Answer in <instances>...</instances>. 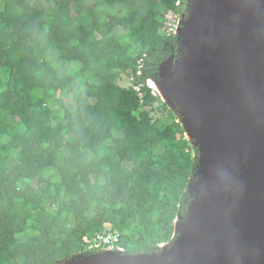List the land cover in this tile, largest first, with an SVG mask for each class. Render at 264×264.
I'll list each match as a JSON object with an SVG mask.
<instances>
[{
    "label": "trees",
    "instance_id": "trees-1",
    "mask_svg": "<svg viewBox=\"0 0 264 264\" xmlns=\"http://www.w3.org/2000/svg\"><path fill=\"white\" fill-rule=\"evenodd\" d=\"M188 1L0 0V264L98 253L84 239L107 224L132 255L159 253L175 238L198 148L146 81H159L177 54V37L161 27ZM131 75L142 98L118 84ZM59 101L69 114L54 118Z\"/></svg>",
    "mask_w": 264,
    "mask_h": 264
},
{
    "label": "water",
    "instance_id": "water-1",
    "mask_svg": "<svg viewBox=\"0 0 264 264\" xmlns=\"http://www.w3.org/2000/svg\"><path fill=\"white\" fill-rule=\"evenodd\" d=\"M194 1L159 69L161 100L183 118L199 162L168 257L112 250L118 258L58 264H264V0Z\"/></svg>",
    "mask_w": 264,
    "mask_h": 264
},
{
    "label": "built area",
    "instance_id": "built-area-1",
    "mask_svg": "<svg viewBox=\"0 0 264 264\" xmlns=\"http://www.w3.org/2000/svg\"><path fill=\"white\" fill-rule=\"evenodd\" d=\"M183 16H179L174 11H169L166 13L164 18V24L161 27V33L163 36L167 38L177 37V30L180 26L181 20ZM142 75L141 71L137 73V77ZM136 76L131 75L128 79L130 80V84L128 85L130 88H133L135 91L139 92V96L142 98L143 94L141 93V84H136L135 79ZM151 79L146 81V85L152 90V94L156 95L155 91L149 86ZM85 243L88 245L89 250L103 252L106 250H124L118 246L120 242V235L111 229L109 224L106 225V230L96 236V237H85ZM125 251V250H124Z\"/></svg>",
    "mask_w": 264,
    "mask_h": 264
},
{
    "label": "rangeland",
    "instance_id": "rangeland-1",
    "mask_svg": "<svg viewBox=\"0 0 264 264\" xmlns=\"http://www.w3.org/2000/svg\"><path fill=\"white\" fill-rule=\"evenodd\" d=\"M18 1H19L20 3H22V4H24V5H28V4H30V0H18ZM38 25H39V22H38V21H35V23H34V27L28 30V34H29L30 40H31L32 35H33V29H34L35 27H37ZM94 27H95L100 33H102V31H101V29L99 28L97 22L94 23ZM82 30H84V29L82 28ZM102 34H104V33H102ZM63 45H64V47H66V46H67V43H64ZM119 48H120V46L117 47V49H119ZM78 54H79L80 60H81V61H82L87 67L90 66V65L92 64V61H93V60H92V58H91L87 53L78 50ZM123 78H124V80H123V81H118V84H120V85L123 86V87H126V86H128V85L130 84V80H129L127 77H124V76H123ZM126 78H127V79H126ZM102 79L105 80L106 77L102 76ZM157 95H158V94H157ZM161 99H162V98H161ZM164 100H165V99H164ZM167 105H168V104H167ZM59 106H60L59 109L56 110V111L54 112V114H53L54 118L59 117V115H60V113H61L62 110L65 111L66 115L69 114L67 107L65 106V104H64L62 101H59ZM168 107L172 108L170 105H168ZM156 108H157V105H156ZM99 109H100V106L97 105L96 108H95L94 110H91V111L87 112L86 114H84L83 118H84L85 120H90V121H92L93 118H94V117H93V116H94L93 114L97 113V112L99 111ZM175 112L177 113L176 110H175ZM177 114H178V113H177ZM152 115H153V116H156V112L152 113ZM179 116H180V115H179ZM180 121L182 122V124H183V126H184L183 118H182L181 116H180ZM70 125H71L72 132L74 133V132H75V131H74V124L71 123ZM94 126H95L96 128H99V127H100L99 123H97V122H96V123L94 122ZM4 130H5V124H4L3 122H0V135L4 132ZM23 152H24L25 155L27 154V152H28V146H25ZM195 156H196V155H195ZM198 167H199V162H198V160H197V166H196V169H195V171H194V173H193V177H192V180H191L190 184H193V183H195V182L198 180V178H197V176H198L197 172H198V169H199ZM189 186H190V185H189ZM176 225H178V223L175 224V229H176ZM174 234H175V232H174ZM175 240H176V237H175L171 242H169V243H173Z\"/></svg>",
    "mask_w": 264,
    "mask_h": 264
},
{
    "label": "bare ground",
    "instance_id": "bare-ground-1",
    "mask_svg": "<svg viewBox=\"0 0 264 264\" xmlns=\"http://www.w3.org/2000/svg\"><path fill=\"white\" fill-rule=\"evenodd\" d=\"M196 3V0L194 1V5ZM149 86L155 91L156 94H158V96H160V98H162L163 100H169V95L167 93V91L163 88L162 85L159 84L158 81L151 79ZM112 250H106L103 252H100V256L101 257H106V258H118L117 256H115L112 252ZM169 255V251L167 248V244L164 243L161 245V251L160 253L156 254L155 256L159 259H165L167 258ZM120 259V258H119Z\"/></svg>",
    "mask_w": 264,
    "mask_h": 264
}]
</instances>
